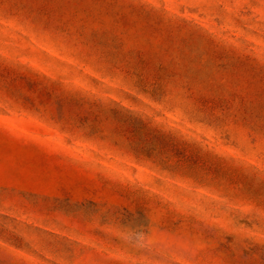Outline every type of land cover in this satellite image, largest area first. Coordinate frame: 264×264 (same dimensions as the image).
I'll list each match as a JSON object with an SVG mask.
<instances>
[{"label": "rangeland", "instance_id": "374dc122", "mask_svg": "<svg viewBox=\"0 0 264 264\" xmlns=\"http://www.w3.org/2000/svg\"><path fill=\"white\" fill-rule=\"evenodd\" d=\"M0 264H264V0H0Z\"/></svg>", "mask_w": 264, "mask_h": 264}]
</instances>
